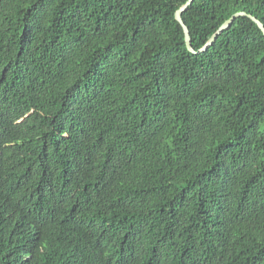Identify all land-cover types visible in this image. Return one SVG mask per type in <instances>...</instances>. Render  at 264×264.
I'll use <instances>...</instances> for the list:
<instances>
[{
	"label": "trees",
	"instance_id": "16d2710c",
	"mask_svg": "<svg viewBox=\"0 0 264 264\" xmlns=\"http://www.w3.org/2000/svg\"><path fill=\"white\" fill-rule=\"evenodd\" d=\"M187 1L0 0V264H264V32Z\"/></svg>",
	"mask_w": 264,
	"mask_h": 264
},
{
	"label": "water",
	"instance_id": "95a60500",
	"mask_svg": "<svg viewBox=\"0 0 264 264\" xmlns=\"http://www.w3.org/2000/svg\"><path fill=\"white\" fill-rule=\"evenodd\" d=\"M193 2V0H188L185 4H183L177 11H176V18L179 20V22L182 24V26L184 27V31H185V36H186V43L187 46L189 48L190 51L194 52V53H198V52H203L206 51L209 47H211L216 40L218 39V37L227 29H229L233 22L235 21V19L239 16L242 15H246L251 17L257 24L258 26L262 29V31L264 32V23L257 18L256 16H254L253 14H250L248 12L245 11H238L235 12L233 15H231L227 20H225L222 25L216 30V32L210 37V39L207 41V43L199 50H195L192 46V37L190 34V29L187 26V24L185 23L184 19H183V12L189 7V5Z\"/></svg>",
	"mask_w": 264,
	"mask_h": 264
}]
</instances>
